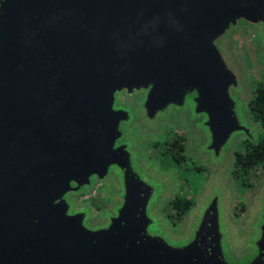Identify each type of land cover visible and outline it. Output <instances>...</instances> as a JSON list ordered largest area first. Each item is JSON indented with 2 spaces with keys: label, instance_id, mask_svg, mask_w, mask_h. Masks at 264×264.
I'll return each instance as SVG.
<instances>
[{
  "label": "water",
  "instance_id": "obj_1",
  "mask_svg": "<svg viewBox=\"0 0 264 264\" xmlns=\"http://www.w3.org/2000/svg\"><path fill=\"white\" fill-rule=\"evenodd\" d=\"M258 29L264 0H0V264L95 250L74 211L95 180L119 187L118 225L160 191L126 139L133 125L182 119L210 161L252 141L235 43Z\"/></svg>",
  "mask_w": 264,
  "mask_h": 264
},
{
  "label": "flooded vegetation",
  "instance_id": "obj_2",
  "mask_svg": "<svg viewBox=\"0 0 264 264\" xmlns=\"http://www.w3.org/2000/svg\"><path fill=\"white\" fill-rule=\"evenodd\" d=\"M255 89L246 102L248 110ZM251 121L255 131L249 142L257 149L264 125L252 116ZM125 136L160 191L152 187L147 202L132 205L134 211L120 225L114 216L119 187L113 179L95 180L92 189L76 196L74 211L85 213L86 227L97 232L87 241L95 250H79L83 257L77 264H264V250L259 249L264 176L245 191L238 178L240 143L246 140L210 161L198 151L200 139L176 117L157 131L133 125ZM258 167L264 164L250 172ZM187 171L199 175L195 190L185 185L182 172Z\"/></svg>",
  "mask_w": 264,
  "mask_h": 264
},
{
  "label": "rangeland",
  "instance_id": "obj_3",
  "mask_svg": "<svg viewBox=\"0 0 264 264\" xmlns=\"http://www.w3.org/2000/svg\"><path fill=\"white\" fill-rule=\"evenodd\" d=\"M235 53L239 56L242 63L245 82L248 87V98L252 93L253 86L264 81V37L255 31H247L243 36L235 43ZM248 100V99H247ZM246 100V102H247ZM166 158V157H165ZM164 158V160H165ZM176 168L175 165H171ZM264 168L258 167L252 170L249 181V187H253L256 181L264 176ZM187 181L186 186L191 190H195L199 175L193 171L182 172ZM245 191V189L243 188Z\"/></svg>",
  "mask_w": 264,
  "mask_h": 264
},
{
  "label": "trees",
  "instance_id": "obj_4",
  "mask_svg": "<svg viewBox=\"0 0 264 264\" xmlns=\"http://www.w3.org/2000/svg\"><path fill=\"white\" fill-rule=\"evenodd\" d=\"M253 91L255 99L249 104L250 114L253 119L263 122L264 125V81L255 84ZM258 148H254L249 141L240 143V153L242 154L241 166L238 178L244 189L249 187L250 170L257 164H264V134L258 138Z\"/></svg>",
  "mask_w": 264,
  "mask_h": 264
}]
</instances>
